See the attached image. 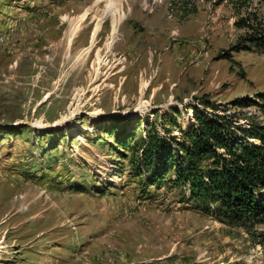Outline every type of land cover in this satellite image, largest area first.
Instances as JSON below:
<instances>
[{
  "label": "rangeland",
  "instance_id": "374dc122",
  "mask_svg": "<svg viewBox=\"0 0 264 264\" xmlns=\"http://www.w3.org/2000/svg\"><path fill=\"white\" fill-rule=\"evenodd\" d=\"M241 12L0 0V264H264L263 224H229L133 165L153 130L183 136L173 121L189 128L191 103L264 124L236 104L264 92V51L233 48Z\"/></svg>",
  "mask_w": 264,
  "mask_h": 264
},
{
  "label": "trees",
  "instance_id": "16d2710c",
  "mask_svg": "<svg viewBox=\"0 0 264 264\" xmlns=\"http://www.w3.org/2000/svg\"><path fill=\"white\" fill-rule=\"evenodd\" d=\"M230 1L239 14L246 9L235 22L246 32L233 48L254 46L264 51V16L252 11L248 0ZM236 104L256 105L264 113V92L253 99L239 97ZM186 111L189 128L173 121V128L183 135L180 139H161L153 130L141 147L134 143L136 173L144 172L147 184L153 185L162 184L171 175L168 182L172 187L180 188L188 199L201 202L229 224L264 225V124L256 120L242 123L240 113L228 109L220 113L209 100L191 103Z\"/></svg>",
  "mask_w": 264,
  "mask_h": 264
}]
</instances>
